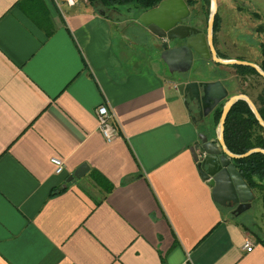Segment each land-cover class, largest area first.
Instances as JSON below:
<instances>
[{"label": "crops", "instance_id": "1", "mask_svg": "<svg viewBox=\"0 0 264 264\" xmlns=\"http://www.w3.org/2000/svg\"><path fill=\"white\" fill-rule=\"evenodd\" d=\"M68 5L0 0V264H264L262 226L228 216L199 175L200 130L160 54L139 55L122 15Z\"/></svg>", "mask_w": 264, "mask_h": 264}, {"label": "water", "instance_id": "2", "mask_svg": "<svg viewBox=\"0 0 264 264\" xmlns=\"http://www.w3.org/2000/svg\"><path fill=\"white\" fill-rule=\"evenodd\" d=\"M216 12V0H211L206 34L201 33L195 27L181 24L182 20L189 15V9L184 0H163L157 7L140 14L137 21L146 27L151 34L162 39L163 51L160 53V58L169 72L182 73L189 70L194 54H196L201 59H211L216 64L253 68L264 80V72L255 63L217 57L213 43V24ZM99 14L104 15L105 13L100 10ZM175 40H184L185 44L169 48L168 42ZM177 88L179 94L184 98L185 108H187V97L202 105L203 109L199 111L201 119L206 117L228 95L226 88L219 80L212 82L190 81L178 84ZM239 100L247 103L257 122L264 128V122L250 98L245 95L233 96L227 98L223 104L216 134L217 139L209 140L205 134H198L196 145L190 149L200 177L208 182V185L212 188L214 200L222 205L223 200L231 199L234 204H238L235 210L237 215L251 207L254 194L234 167L232 161L253 153L264 154V150L255 148L242 155H235L225 145L223 138L225 120L232 105ZM197 152L205 153V155L198 158ZM86 171L87 167L81 165L72 176L67 178L66 183L84 176Z\"/></svg>", "mask_w": 264, "mask_h": 264}, {"label": "rangeland", "instance_id": "3", "mask_svg": "<svg viewBox=\"0 0 264 264\" xmlns=\"http://www.w3.org/2000/svg\"><path fill=\"white\" fill-rule=\"evenodd\" d=\"M53 1L58 8H60L61 3L67 4L65 0ZM186 1L190 11L188 20H191L199 30L206 31L211 0ZM216 7L219 22L216 30L213 31V37L218 57L226 60L252 62L259 67L262 60L260 46L264 45V0H216ZM120 15L125 19L121 23L120 29L122 28L125 31L127 29L130 36L133 33L137 35L135 42L139 46L136 49L139 55H144L143 51L149 50L159 58L160 40L148 30L131 24L130 19L132 18L137 22L136 12L121 8ZM217 78L224 79L223 81L229 88L231 95L243 94L250 98L252 102L264 88V80L257 75L239 72L235 66L219 65L212 62V60L204 59H196L190 73L186 77H182V81L194 79L203 82ZM207 124V136L216 137L218 124L214 123L213 118L208 119ZM199 130L202 132L203 128L199 127ZM254 193L251 207L243 212L239 221L240 219L243 222L245 221L244 223L250 229L257 231V227H253L256 224L264 229V206L259 194ZM223 210L225 211V209Z\"/></svg>", "mask_w": 264, "mask_h": 264}, {"label": "trees", "instance_id": "4", "mask_svg": "<svg viewBox=\"0 0 264 264\" xmlns=\"http://www.w3.org/2000/svg\"><path fill=\"white\" fill-rule=\"evenodd\" d=\"M90 5L103 10L105 15L110 13L120 14L121 8L126 10H134L137 17L145 11L155 8L163 0H87ZM34 2V0H32ZM37 2L33 3L36 4ZM215 15L213 31L216 30L219 19ZM35 18V17H34ZM260 69L264 72V45L260 46ZM239 72H248L249 74H259L250 67L235 66ZM261 78V77H260ZM256 109L264 122V88L253 101ZM221 107L215 109L213 113L214 123H219L221 115ZM223 138L228 150L235 155H242L247 151L255 148L264 150V128L255 119L252 111L247 103L243 100L235 102L226 117L224 124ZM234 167L238 170L244 181L250 187L252 192L259 194L262 203L264 204V154L253 153L244 158L234 159ZM92 179L106 193L110 192L111 186L98 173H92ZM63 189L52 192L50 197L59 194ZM244 224V223H243Z\"/></svg>", "mask_w": 264, "mask_h": 264}, {"label": "flooded vegetation", "instance_id": "5", "mask_svg": "<svg viewBox=\"0 0 264 264\" xmlns=\"http://www.w3.org/2000/svg\"><path fill=\"white\" fill-rule=\"evenodd\" d=\"M184 2L186 4V6L188 7L187 1L184 0ZM189 18H190V11H189V15L185 19L182 20L181 24L196 28V26L194 25V23L191 20H188ZM196 29H198V28H196ZM199 31L201 33L206 34V31H201V30H199ZM159 40L161 42L160 43V53H161L163 51V49H162V42L163 41H162L161 38H159ZM213 43H214V37H213ZM184 44H185V41L184 40H175V41L168 42V47L170 48V47L180 46V45H184ZM214 49H215V46H214ZM215 51H216V54H218V52H217L216 49H215ZM217 57H218V55H217ZM196 59H201V58L198 55L194 54L191 68L189 70L185 71V72H182V73H180V72H169L167 66L163 63L164 64V67H165V70H166V75L168 76V79H169V82H173V84L176 83L174 87H175V90L177 92H178V88H177L178 84H180V83H187V82H190V80L191 81H195L194 79H190L189 81H186V80L182 81V77H184V76L186 77L190 73V70L192 69V67H193ZM219 65H221V64H219ZM216 80H219V81L222 82V84L224 85V87L226 88V90L228 92V95H227L226 99L223 100L222 102H220L206 117H203L202 119L199 117V111L201 109H203L202 108V105H199L198 102L195 101V100H190L188 97L186 98V106H187L186 109H187L188 113L190 114V117H191L192 121L198 127L203 128V130H202V132H200V134L203 133L206 136L208 134L207 133V131H208L207 130V128H208L207 120L208 119H211L213 117V113H214L215 109L218 108V107H221V110H222L223 104L225 103V101L227 100V98H231L233 96H238V95H243V94L231 95L230 92H229L230 91L229 88L226 86V84L223 81L224 79H221V78H217V79H213V80H208V81H203V82H212V81H216ZM198 82H202V81H198ZM182 101H184V98L183 97H182ZM208 139H209V137H208ZM216 139H214V140H216ZM237 206H238V204H234L231 199L223 200L222 201V205H221V207L227 211V214L232 219H235V220H238L239 221V218L242 216L243 213L237 215V213L235 212ZM240 222H243V220L240 219Z\"/></svg>", "mask_w": 264, "mask_h": 264}, {"label": "built area", "instance_id": "6", "mask_svg": "<svg viewBox=\"0 0 264 264\" xmlns=\"http://www.w3.org/2000/svg\"><path fill=\"white\" fill-rule=\"evenodd\" d=\"M82 1V0H65L67 4L74 5L75 3ZM95 118L97 122V130L101 134V136L104 138L105 141L111 142L114 140L118 135V130L116 126L113 124V116L108 111L107 107L104 105L98 106L95 109ZM205 155V153H198V158H202ZM50 164L54 166V173L55 174H61L64 170V164L63 161L58 157H51L50 158ZM243 250L245 252H250L252 250V243L249 240H246V242L243 245ZM187 264V263H184Z\"/></svg>", "mask_w": 264, "mask_h": 264}]
</instances>
